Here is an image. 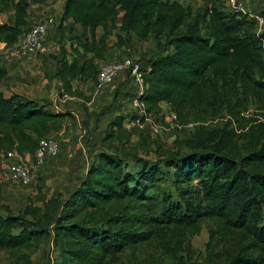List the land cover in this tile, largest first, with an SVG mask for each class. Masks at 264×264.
Listing matches in <instances>:
<instances>
[{"label": "trees", "instance_id": "1", "mask_svg": "<svg viewBox=\"0 0 264 264\" xmlns=\"http://www.w3.org/2000/svg\"><path fill=\"white\" fill-rule=\"evenodd\" d=\"M0 0V14L12 10L14 23L0 18V43L11 47L28 30L30 2ZM201 12L168 0H64L61 20L72 19L88 30L91 40H78L71 62H61L56 74L64 90L71 82L96 77L94 57L103 52L107 33L95 30L121 11L120 31L149 35L160 54L140 65L148 113L159 114L168 103L179 115L204 114L225 108L237 122L241 145L219 143L169 157L179 201H157L150 193L160 180L158 165L143 162L135 172H123L117 155L100 152L71 192L52 197L32 222L22 215L0 213V251L9 264H31L33 244L52 234L59 246L52 264H110L128 249L155 244L177 246L211 224L215 258L197 264H264V123L244 125L241 113L253 100L264 103V32L243 15L224 11L220 0H199ZM247 26L251 33H241ZM81 48V51H79ZM0 65V83L5 76ZM64 113L47 104L5 96L0 90V150L33 153L40 138L62 125ZM123 116L114 126L122 127ZM123 128V127H122ZM154 245V246H155Z\"/></svg>", "mask_w": 264, "mask_h": 264}, {"label": "rangeland", "instance_id": "2", "mask_svg": "<svg viewBox=\"0 0 264 264\" xmlns=\"http://www.w3.org/2000/svg\"><path fill=\"white\" fill-rule=\"evenodd\" d=\"M168 1H177L185 6H190L195 13L203 10V5L199 0ZM50 2L53 5L60 4L59 0H50ZM243 2L246 11L250 10L253 13L264 15V0H248L247 2L243 0ZM32 3L30 2L29 10L35 4ZM57 7L53 8V14L45 16L44 13L42 18L31 20L30 24L33 25L47 18L52 19L42 49L28 58L40 59L42 63H47L44 67V73L47 75L48 73L52 74L61 62H71L74 57L80 59L75 49L78 40L84 38L83 30L74 27L72 19L61 20L62 7L60 10ZM3 12L4 15L7 13ZM240 13L243 16L247 15L242 11ZM121 15V11H118L117 15L107 22L106 30L103 31L102 27H98L96 30L98 35L102 31L107 33L105 40L107 48L96 56L98 64L131 58L141 65L148 57L162 52V48L161 50L156 48V41L151 35L141 38L135 31L121 32ZM253 31L256 34L264 32V22L259 26L256 25ZM241 33L248 34L251 33V30L245 26ZM47 43H50L52 48L46 49ZM3 56L0 54V63L6 67L7 74L1 81L0 87L5 89L8 94L13 85L12 77L15 74L17 62L21 60L10 56L6 59ZM20 67L21 69L17 72L20 74L18 80L20 88L30 80L33 85L39 83L42 66L33 67L31 70H26L19 65ZM255 79L264 80V73L255 71ZM79 82L74 90L71 85L70 92L62 88V92L67 93L68 97L64 98L66 101L60 102L62 109L69 112L71 117L64 121L63 135L66 138L69 133H72V129H75L74 127L79 129V133L70 134L72 137L68 141L62 139V135L58 137L59 139L57 138L60 140L58 156L48 158L42 167H32V180L28 185H17L3 175L5 165L11 157L9 151L0 150V213L20 214L29 221L38 222L41 212L35 213V209H43L44 203L52 197L68 195L81 177L80 174H84V171L95 161L100 152L117 155L123 162V172L135 173L141 168L143 162L158 165L160 180L155 182L150 193L158 202L163 198L170 202H176L180 198L173 181L175 172L172 168L164 166V162L169 157L177 153H188L200 149L209 145L207 144L209 141H211L210 144L220 141L226 149L231 148L230 146L241 145L242 139L236 138L239 133L237 122L231 120L225 108H217L216 112L185 116L176 113L168 104L161 103L158 115L160 126L157 133H153L148 127L140 131H133L114 126L117 117L129 114L127 111L131 110L130 101L137 89L129 70L107 85H100L96 77L87 83ZM41 88L43 89V87ZM61 95L59 92L62 99ZM171 112L176 113L175 120L171 118ZM241 115L244 125L256 122L264 123V103L253 100ZM68 143H73L76 146L75 157L63 168L59 166L54 169L52 165L58 163V159L62 157L64 147H67ZM51 189L53 194L47 198ZM210 242L211 224L205 221L198 234L187 238L177 246L161 245V247H157L155 244H151L128 249L110 264H197L209 262L215 258V255H218V248H213V244L210 245ZM33 245L30 253L31 264H52L58 258L59 246L53 242L51 233L38 237ZM0 264H9L8 256L3 251H0Z\"/></svg>", "mask_w": 264, "mask_h": 264}, {"label": "built area", "instance_id": "3", "mask_svg": "<svg viewBox=\"0 0 264 264\" xmlns=\"http://www.w3.org/2000/svg\"><path fill=\"white\" fill-rule=\"evenodd\" d=\"M235 4L236 0H226ZM248 1V0H246ZM52 24V19L47 18L39 21L28 28L19 38L17 43L7 50V55L18 60L28 59L39 52L45 41L47 30ZM130 71L137 86L135 95L130 101V111L123 116L122 127L126 130L140 131L150 128L153 133L159 129V114L148 113L145 103L140 99L143 90V76L139 63L131 58H124L116 61L102 63L98 66L96 80L100 85H107L114 82L125 71ZM63 98H67V93H62ZM168 104V103H166ZM171 106L170 104H168ZM172 108V107H171ZM171 118L176 119V113L171 112ZM11 159L7 161L3 170V175L17 185H28L32 180V167H42L48 158L57 157L60 151L59 141L52 135L40 138L35 151L31 153H17L8 150Z\"/></svg>", "mask_w": 264, "mask_h": 264}, {"label": "crops", "instance_id": "4", "mask_svg": "<svg viewBox=\"0 0 264 264\" xmlns=\"http://www.w3.org/2000/svg\"><path fill=\"white\" fill-rule=\"evenodd\" d=\"M220 1L222 3V9L224 11L231 12V13H236V14H239V15H241L240 12L242 11L244 14H247L245 17L247 19H249V20L254 21L255 27H256V25L259 26V25H261L264 22V15L263 14L253 13L250 10L246 11V8H245L243 0H236L235 4H231L230 2H228L226 0H220ZM59 2H60V4L58 3V4H54L53 5L50 2V0H44L43 2L35 3L31 10H29V7H28L27 29L30 26H32V25H30L31 24V20L33 21V20H37V19L42 18L44 16V13L46 14L45 16H47V15L49 16V15L53 14V12H54L53 8H56L58 5H59V7H57V8H59V10H60L61 7H63L64 0H59ZM245 2H247V1L245 0ZM6 12L7 13L5 15H4V12H3V14L0 16L2 21L7 23V24H13L14 23L13 11L12 10H8ZM60 12H62V9H61ZM68 20H69V18H68ZM73 25H74V27L81 28V26L79 24H77V23L73 22ZM82 30H83L84 38L81 39V40L82 41L87 40V39L91 40L92 38H91L90 32L88 30H85V29H82ZM96 30H95V33H94V38L96 40H98L101 37V34H103L104 29L102 28L103 31H102V33L100 35H98L96 33ZM9 48L10 47H4V45L0 43V54L4 55L3 57H5V58L8 57L7 50ZM47 48L48 49L52 48L50 43H47L46 49ZM54 49H56V48H54ZM78 49H79V51H81V48L78 47ZM88 56H89V58H94L95 59V63H96L97 67L100 65V64H98L97 59L94 57V55L92 53H89ZM78 58H80V57H78ZM78 60H79L80 63L83 62L82 58H80ZM46 64L47 63H42L40 59L36 60V58H31V59H27V60H21V61L17 62L16 71H15L16 75L14 74V76L12 77V84L13 85L11 87V91L8 92V94H6L7 91L5 89L0 87V90L4 93L5 96H10L12 94H17L23 100H33V101H37L39 103L47 104L48 108H50L52 111L59 112V113H64L65 116L62 119L61 128L58 131L52 133L51 135L53 137H55L56 139L59 136L62 135L64 137V138L62 137V139L68 141V140H71V137H72L71 135H73L75 133L76 134L79 133V129L77 127H74L75 129L74 130L72 129V133H69L66 138H65V135H63L64 129H65L64 128V121L65 120L67 121L68 119H71V117H70L69 112H67L66 110H63L62 106L60 105V102H64V101H66V99H64L63 97L61 99V97L59 96V92L61 94L63 93L62 92L63 91V89H62L63 85H62V81L59 79V77L56 74L57 68H56V70H54V72H52V74L48 73V75H47V74L44 73V67H45ZM0 65L3 66L1 63H0ZM19 65H21L26 70H31V68H33V67L42 66L41 67L42 68V70H41L42 73L39 75V80H40L39 83H37L36 85H33L32 84V80H30V81L27 82V84H24V86L22 88H20L19 85H18V83H19L18 80L20 78V76H19L20 74L17 73L21 69V67L19 68ZM3 67L5 68V71H6L5 72V76H6L7 69H6L5 66H3ZM5 76H4V78H5ZM78 81H79L78 79H75L74 82L72 81L73 83L71 82V85L73 86L72 87L73 90L75 89V86L78 84ZM41 87H43V89ZM57 103H59V105H57ZM69 136H70V138H69ZM58 141H60V140H58ZM66 146L67 147H64V152L62 154V157H60V159H58V163L52 165V167L54 169H57L59 166H60V168H63L70 160H72L75 157L76 146L73 143H68V144H66ZM61 147H62V145H61ZM65 168H67V167H65ZM86 171H87V169L84 171V174H80L81 177L77 180V183H75V185L71 188V190L78 183H80V181L84 178V175H85ZM77 174H79V173H77ZM52 192H53V190L51 189L50 194L47 195V198H50V196H52V194H53Z\"/></svg>", "mask_w": 264, "mask_h": 264}]
</instances>
